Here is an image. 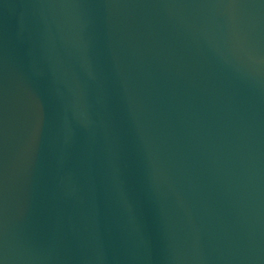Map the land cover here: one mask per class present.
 <instances>
[{
  "label": "water",
  "instance_id": "water-1",
  "mask_svg": "<svg viewBox=\"0 0 264 264\" xmlns=\"http://www.w3.org/2000/svg\"><path fill=\"white\" fill-rule=\"evenodd\" d=\"M0 264H264V0H0Z\"/></svg>",
  "mask_w": 264,
  "mask_h": 264
}]
</instances>
